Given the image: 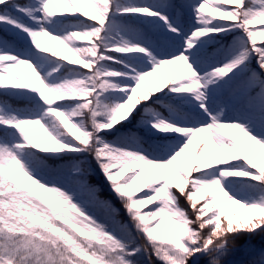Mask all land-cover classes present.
Here are the masks:
<instances>
[{"label": "snow or ice", "instance_id": "obj_1", "mask_svg": "<svg viewBox=\"0 0 264 264\" xmlns=\"http://www.w3.org/2000/svg\"><path fill=\"white\" fill-rule=\"evenodd\" d=\"M258 236L264 0H0V264H264Z\"/></svg>", "mask_w": 264, "mask_h": 264}, {"label": "trees", "instance_id": "obj_2", "mask_svg": "<svg viewBox=\"0 0 264 264\" xmlns=\"http://www.w3.org/2000/svg\"><path fill=\"white\" fill-rule=\"evenodd\" d=\"M19 106H21V107H23V103H20V105ZM103 195H105V196H110L111 194L107 191V187L105 186V190H104V192H103ZM113 199H114V197H113ZM117 203V206H119V202H116ZM253 248H255V249H259L261 246H264V241H262L261 240V237H256V238H254V240L252 241V245H251ZM246 257H245V254L244 253H238L237 255H236V259L237 260H243V259H245Z\"/></svg>", "mask_w": 264, "mask_h": 264}]
</instances>
